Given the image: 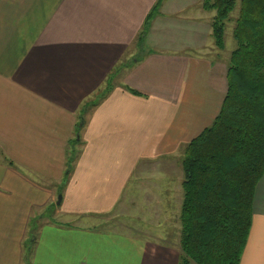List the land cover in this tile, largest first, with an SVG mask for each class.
<instances>
[{"label":"crops","instance_id":"crops-1","mask_svg":"<svg viewBox=\"0 0 264 264\" xmlns=\"http://www.w3.org/2000/svg\"><path fill=\"white\" fill-rule=\"evenodd\" d=\"M156 1L0 0V264H178L182 153L228 59L202 0H164L138 44ZM240 264H264V177Z\"/></svg>","mask_w":264,"mask_h":264},{"label":"trees","instance_id":"trees-1","mask_svg":"<svg viewBox=\"0 0 264 264\" xmlns=\"http://www.w3.org/2000/svg\"><path fill=\"white\" fill-rule=\"evenodd\" d=\"M163 1L157 0L148 13L138 44ZM236 3L202 0V8L214 13L211 35L219 51ZM232 36L236 47L227 61V91L219 113L182 154L178 264H240L255 190L264 177V0H239ZM114 73L83 103V112L108 95ZM75 144L72 141L69 164L75 159ZM26 249L28 256L30 245Z\"/></svg>","mask_w":264,"mask_h":264},{"label":"rangeland","instance_id":"rangeland-1","mask_svg":"<svg viewBox=\"0 0 264 264\" xmlns=\"http://www.w3.org/2000/svg\"><path fill=\"white\" fill-rule=\"evenodd\" d=\"M238 13H239V0H237L236 7L230 14L229 21H227L225 23V31H224L225 46H224V49L222 51H219L213 45V49H215L213 58L216 60L217 59H222V60L229 59L231 52L236 47L235 41H234L233 36H232V31H233V27H234V21L237 18ZM180 166H181V164H180ZM52 216H53L52 214H50L49 212L48 213L46 212L44 215L45 221L49 220V218H51ZM140 218H141V220H139L137 222L138 227L139 228H146L145 222L143 223L142 217H140ZM37 226H38V224H37Z\"/></svg>","mask_w":264,"mask_h":264},{"label":"water","instance_id":"water-1","mask_svg":"<svg viewBox=\"0 0 264 264\" xmlns=\"http://www.w3.org/2000/svg\"><path fill=\"white\" fill-rule=\"evenodd\" d=\"M60 200H61V196L59 195V196H58V200H57V205L60 204Z\"/></svg>","mask_w":264,"mask_h":264}]
</instances>
